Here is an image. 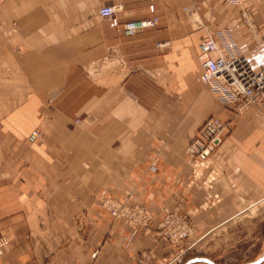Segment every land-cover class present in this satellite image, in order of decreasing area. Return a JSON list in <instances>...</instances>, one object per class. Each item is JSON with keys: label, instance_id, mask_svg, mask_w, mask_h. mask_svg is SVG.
<instances>
[{"label": "crops", "instance_id": "crops-1", "mask_svg": "<svg viewBox=\"0 0 264 264\" xmlns=\"http://www.w3.org/2000/svg\"><path fill=\"white\" fill-rule=\"evenodd\" d=\"M251 2L262 44L226 0H117L106 18L108 0L0 5V264H161L180 249L170 264L211 261L197 247L264 200V104L237 115L220 103L198 81V44L228 30L264 65V0ZM211 117L231 128L193 178L186 146ZM108 195L145 207L150 231L125 245L127 226L100 208ZM178 212L194 229L180 248L156 236Z\"/></svg>", "mask_w": 264, "mask_h": 264}, {"label": "built area", "instance_id": "built-area-1", "mask_svg": "<svg viewBox=\"0 0 264 264\" xmlns=\"http://www.w3.org/2000/svg\"><path fill=\"white\" fill-rule=\"evenodd\" d=\"M3 1L0 0V3ZM108 1V4L98 9V16L101 18L110 17L121 8L117 0ZM226 1L240 7L239 16L243 24L254 41L261 42L252 11L247 7L241 8V4L246 0ZM158 21L157 17L128 21L122 24L121 29L125 36L131 37L145 29L155 27ZM197 57L202 69L198 81L207 87L223 105L232 107L235 114L242 115L251 108H259L264 104V65L254 68L246 55L238 50L229 32L208 31L198 44ZM230 128V123L211 117L188 141L186 152L193 178L200 177L202 170L209 167L211 156L223 142V131ZM40 140L41 135L38 130H33L27 138L30 144ZM151 169H154L153 166ZM98 201L101 210L108 214L113 222H121L127 226L125 245H129L137 234L150 231L152 216L145 207L133 205L127 200H120L109 195L100 196ZM193 232V225L188 215L178 212L170 214L162 221L156 236L180 248V244L190 238ZM4 244L5 239L1 237L0 256L3 254ZM183 255L184 251L180 249L173 262L180 263Z\"/></svg>", "mask_w": 264, "mask_h": 264}, {"label": "rangeland", "instance_id": "rangeland-1", "mask_svg": "<svg viewBox=\"0 0 264 264\" xmlns=\"http://www.w3.org/2000/svg\"><path fill=\"white\" fill-rule=\"evenodd\" d=\"M5 2H7V0L1 2L0 5ZM242 7L249 8L253 13V4L251 0H246L242 3L241 8ZM239 10L240 7L237 8V14H239ZM243 28L248 32V29L244 24ZM226 32L229 31L226 30ZM215 98L218 100L216 96ZM242 208L241 212L235 216L232 221L228 222L222 229L216 230L206 237L204 243H201V247H197V249L201 251L196 254L197 257L210 258L211 261L216 264H250L258 261L263 256L264 200L245 203ZM178 253L179 251L167 257L162 263H160H174L173 261ZM144 258L148 259L147 256H141L140 261ZM192 264L207 263L197 260V262ZM261 264H264V261Z\"/></svg>", "mask_w": 264, "mask_h": 264}, {"label": "water", "instance_id": "water-1", "mask_svg": "<svg viewBox=\"0 0 264 264\" xmlns=\"http://www.w3.org/2000/svg\"><path fill=\"white\" fill-rule=\"evenodd\" d=\"M207 263H209V264H215L214 262H211V261H209L208 259H204ZM264 261V254H263V256L258 260V261H255V262H252V263H250V264H261L262 262Z\"/></svg>", "mask_w": 264, "mask_h": 264}, {"label": "bare ground", "instance_id": "bare-ground-1", "mask_svg": "<svg viewBox=\"0 0 264 264\" xmlns=\"http://www.w3.org/2000/svg\"><path fill=\"white\" fill-rule=\"evenodd\" d=\"M94 255H95V253H94Z\"/></svg>", "mask_w": 264, "mask_h": 264}]
</instances>
